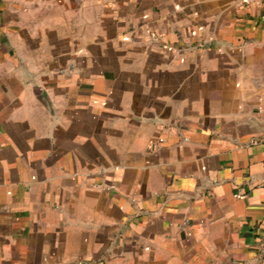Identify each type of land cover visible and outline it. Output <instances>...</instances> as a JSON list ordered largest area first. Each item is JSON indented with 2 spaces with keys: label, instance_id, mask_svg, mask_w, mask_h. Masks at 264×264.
<instances>
[{
  "label": "crops",
  "instance_id": "crops-1",
  "mask_svg": "<svg viewBox=\"0 0 264 264\" xmlns=\"http://www.w3.org/2000/svg\"><path fill=\"white\" fill-rule=\"evenodd\" d=\"M264 0H0V264H264Z\"/></svg>",
  "mask_w": 264,
  "mask_h": 264
},
{
  "label": "built area",
  "instance_id": "built-area-1",
  "mask_svg": "<svg viewBox=\"0 0 264 264\" xmlns=\"http://www.w3.org/2000/svg\"><path fill=\"white\" fill-rule=\"evenodd\" d=\"M249 2H252L253 0H248ZM261 101H262V103L264 104V94L262 95V97H261Z\"/></svg>",
  "mask_w": 264,
  "mask_h": 264
}]
</instances>
